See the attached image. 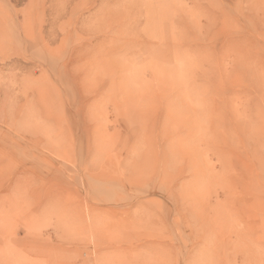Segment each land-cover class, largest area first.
Returning <instances> with one entry per match:
<instances>
[{
    "label": "rangeland",
    "instance_id": "374dc122",
    "mask_svg": "<svg viewBox=\"0 0 264 264\" xmlns=\"http://www.w3.org/2000/svg\"><path fill=\"white\" fill-rule=\"evenodd\" d=\"M0 264H264V0H0Z\"/></svg>",
    "mask_w": 264,
    "mask_h": 264
},
{
    "label": "bare ground",
    "instance_id": "6f19581e",
    "mask_svg": "<svg viewBox=\"0 0 264 264\" xmlns=\"http://www.w3.org/2000/svg\"><path fill=\"white\" fill-rule=\"evenodd\" d=\"M238 128V127H237ZM132 161H133V158H132Z\"/></svg>",
    "mask_w": 264,
    "mask_h": 264
}]
</instances>
